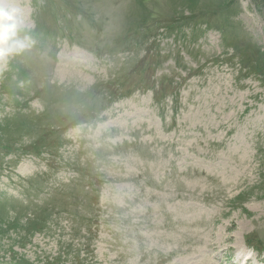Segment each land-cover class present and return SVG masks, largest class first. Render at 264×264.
I'll return each instance as SVG.
<instances>
[{"label":"rangeland","instance_id":"obj_1","mask_svg":"<svg viewBox=\"0 0 264 264\" xmlns=\"http://www.w3.org/2000/svg\"><path fill=\"white\" fill-rule=\"evenodd\" d=\"M264 264V0H0V264Z\"/></svg>","mask_w":264,"mask_h":264},{"label":"bare ground","instance_id":"obj_2","mask_svg":"<svg viewBox=\"0 0 264 264\" xmlns=\"http://www.w3.org/2000/svg\"><path fill=\"white\" fill-rule=\"evenodd\" d=\"M239 264V263H238Z\"/></svg>","mask_w":264,"mask_h":264}]
</instances>
